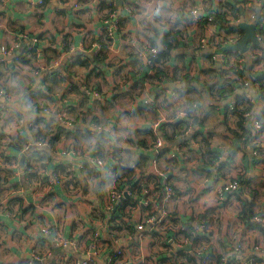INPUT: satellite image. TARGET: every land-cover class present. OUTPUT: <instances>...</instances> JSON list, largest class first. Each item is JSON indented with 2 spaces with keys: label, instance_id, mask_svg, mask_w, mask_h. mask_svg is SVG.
Listing matches in <instances>:
<instances>
[{
  "label": "crops",
  "instance_id": "crops-1",
  "mask_svg": "<svg viewBox=\"0 0 264 264\" xmlns=\"http://www.w3.org/2000/svg\"><path fill=\"white\" fill-rule=\"evenodd\" d=\"M75 1L79 3L76 10L71 0H45L42 4L38 0L35 4L32 0H0V47L18 44L9 55L0 53L3 56L0 78L9 70L14 69V74H19L25 66L32 67L42 76L35 88L29 89L37 101L47 98L45 89L50 93L58 85L66 89L69 83L81 88L95 87L99 91L98 85H107L109 77L116 83L131 76L134 81L138 80L140 92H143L159 90L166 82L183 79L189 92L197 97L206 95L208 106L195 125L189 124L179 130L168 129L165 135H179V141L166 145L159 150L160 154L148 155L147 164L143 160L140 162L138 174L127 180L117 177V191L123 196L113 203L111 211H108L110 197L96 209L87 206V202L81 203L87 177L95 174L89 162H79L80 175L75 176L72 165L57 155L58 141H49L51 155L36 150V141H31L33 147L21 154L22 146L31 138L26 140L19 135L7 137L0 134V210L8 213L7 218L0 219L2 264H77L76 260L86 259L95 231H99L102 249L99 264H104L107 254L118 249L124 251L121 264H201L197 250L203 245L212 249V260L221 257L220 264H264V221L254 219L259 216L264 220V139H261L264 127L256 133L249 130L244 133L237 129L234 112L235 105L242 98L248 100L250 93L245 86L259 91L260 98L264 99V57L260 53L264 44L250 45L244 53L232 51L217 55L212 52L223 46L218 43L238 41L244 34L238 24L245 21L256 23L259 20L256 30L264 42V0H199V4L197 0H179L181 11L202 7L203 13L198 18L178 21L179 26H173L166 34L163 42L166 51L158 54L157 63L150 60L147 67L135 63L129 66L134 57L132 41L139 39V34L130 30L132 18L124 14V9L130 8L133 0ZM113 10L118 12L121 23L119 31L110 39L102 18ZM251 15L255 16L253 20ZM201 38L212 41L211 45L200 48ZM96 43L104 45L99 55L96 48L93 49ZM113 43L115 51L112 50ZM73 46L85 51H77L59 67H52L61 50L69 51ZM40 57L45 61L42 64L38 60ZM33 61L37 64L34 65ZM121 64L126 65L123 72L119 71ZM81 72L83 77L74 79ZM147 76L154 79L145 81ZM251 95L255 100L256 96ZM225 114L227 119L222 120ZM260 116L264 120V109L257 117L259 121ZM74 118L89 119L86 111L78 110L68 115L60 113L56 127ZM50 119L57 121L58 116L53 115ZM188 128L192 131L185 136ZM65 137H60L59 142ZM141 139L152 146L153 138ZM6 140L11 142L5 143ZM223 147L231 150L224 153L221 151ZM116 159L114 167L119 164L118 155ZM186 160L195 165L191 171L196 174L197 185L202 180L212 179L213 187L223 182L222 187L237 179L240 187L234 193L225 191L220 195L218 191L205 205H199L195 200L181 204L177 189L181 177L174 170L179 167L183 171ZM153 163L157 165L156 170L150 167ZM160 165L169 169L166 175L161 174L164 170ZM13 166L20 169L19 179H16ZM39 166L51 171L55 182L40 177ZM164 176L176 191V196L166 207L167 222L153 230L146 226L145 235L148 236L140 239L141 233L136 226L146 215V210L137 197L142 187L150 182L158 183ZM68 177L73 179L67 180ZM56 184L60 187H55ZM48 187L54 189L53 195L61 201L55 205L54 210H58L55 224L46 214L37 215L34 209L24 213L25 204L36 203L34 197ZM21 191L24 197L6 200L12 192ZM128 192L131 195H127ZM47 199L49 196L45 191L44 199L39 203L43 205ZM13 220H27V228H35V223L47 226L49 235L37 236L33 240L27 235V229L15 228L11 223ZM4 237L8 239L4 240ZM185 237L192 241L191 250L182 248ZM21 239L30 249L22 257L12 246L14 242L22 247ZM60 239L74 240L79 243V248L75 252L72 247L65 248ZM9 253L16 259H5ZM69 255L73 259L68 260Z\"/></svg>",
  "mask_w": 264,
  "mask_h": 264
},
{
  "label": "clouds",
  "instance_id": "clouds-1",
  "mask_svg": "<svg viewBox=\"0 0 264 264\" xmlns=\"http://www.w3.org/2000/svg\"><path fill=\"white\" fill-rule=\"evenodd\" d=\"M32 2L35 4L37 0H32ZM71 3H75V0H71ZM202 13V7L181 11L179 0H133L131 7L124 9V14L132 18V23L129 25L130 30L134 34H139V39L132 41L134 57L129 61V66L135 63L137 66L147 67L151 57L166 51L163 43L167 38L166 34L173 26H179L178 21L183 22L182 18H198ZM97 47L98 45H93V49ZM112 50H116L115 43L112 45ZM77 51L84 52L85 50L77 46H73L69 51L61 50L59 58L52 64V67H59L63 61ZM38 60L41 64L45 62L43 57ZM32 63L35 65L37 61ZM125 68L126 65L121 64L119 71L123 72ZM14 72V69L9 70L3 78H0V134L7 137L19 135L26 140L31 138L28 144L22 146L21 154L33 147L31 141H36L34 145L36 150L45 151L51 155L49 141H58L57 155L72 165L75 176L80 175L79 162H89L95 174L87 177L86 187L81 192L83 196L81 203L87 202V206L93 209L98 208L118 190L117 177L127 180L129 176L138 174L140 162L143 160L147 164L148 155L160 154L159 150L165 148L166 145L179 141V135L176 137L165 135L168 129L179 130L185 125H195L196 121L202 118L208 106L206 95L197 97L189 92L183 79L166 82L159 90L140 92L141 84L138 80L134 81L131 76L123 81L117 80L116 83H113L112 78L109 77L107 85L103 83L98 85L99 91L95 87L81 88L71 83L66 89L58 85L50 93L45 89L47 98L37 101L33 99L29 89L35 88L42 78L41 73L28 66H25L19 74H14ZM83 75L84 73L81 72L74 79L80 80ZM149 79H154V77H145V81ZM245 87L250 93L248 99H252L251 94H254L256 99L252 100L250 109L245 114L244 128L256 133L264 127V123L257 120L264 109V99L260 98L259 91ZM176 89L180 91L177 92ZM101 104L102 108H100ZM97 109H99L98 112ZM78 110L86 111L89 119L74 118L61 123L59 128L56 127L60 113L68 115ZM94 114L95 118H93ZM53 115L58 116L57 121H51L50 118ZM226 119L227 114L222 117V120ZM191 131L192 129L188 128L185 136ZM65 133H67L66 137ZM208 134L211 135V133ZM60 137H65L62 142H59ZM144 137L153 138L151 147L148 146L147 140L141 139ZM261 139H264V135ZM10 142L11 140L5 141V143ZM230 150L228 147L221 149L224 153ZM194 154L191 153V155ZM117 155L119 164L114 167L117 165ZM150 167L152 170L157 169L154 163ZM160 167L164 170L161 174L166 175L169 169L165 165H160ZM194 167L191 160H186L183 171L179 167L174 170L181 177V182L177 185L179 200L181 204H189L195 200L197 204L205 205L217 195L223 182L213 187V180L207 179L200 181L197 185L196 174L191 171ZM12 170L16 172V179H19V167L13 166ZM38 174L42 178L55 182L54 174L43 166L38 167ZM72 179L73 177L67 178V180ZM35 187L36 185H33V188ZM55 187H60V185L56 184ZM45 191L49 199L41 205L39 201L44 199ZM53 192L54 189L48 187L37 193L34 197L36 203L31 205L26 203L24 213L27 214L34 209L37 215L44 213L55 224L58 217V210H54L55 205L61 201L53 195ZM24 195L23 191L12 192L6 200L24 197ZM7 217L8 213L0 210V219ZM17 220L11 222L13 226L27 229V235L33 240L37 236L47 237L49 235L47 226L41 227L39 223H35V228H27V220L19 222ZM10 235L11 232H9ZM3 239L7 240L8 237ZM21 245L23 246L15 245L13 242L12 246L17 248L22 257L28 254L30 249L23 239H21ZM67 246L65 244V247ZM0 251L3 250L0 249ZM86 255H92V252L89 251ZM5 259H16V257L9 253Z\"/></svg>",
  "mask_w": 264,
  "mask_h": 264
},
{
  "label": "built area",
  "instance_id": "built-area-1",
  "mask_svg": "<svg viewBox=\"0 0 264 264\" xmlns=\"http://www.w3.org/2000/svg\"><path fill=\"white\" fill-rule=\"evenodd\" d=\"M45 0H38L39 4L44 3ZM66 1V0H65ZM69 2V0H67ZM74 9L79 8V3L75 1L73 4ZM255 18L254 15L250 16V19L253 20ZM104 29L107 33V37L112 39L114 38V35L117 31H119V26L121 23V17L119 16L118 12L108 11L106 16L102 18ZM257 37L260 41V44H264L263 39L259 36V33H257ZM212 41H210L207 38H201L200 39V48L206 49L209 45H211ZM229 43H234L233 40L229 41ZM219 45H225V43H218ZM95 45H98V47L95 49L96 54H100L104 48V45L101 43H96ZM18 47V44L12 46V47H6L1 46L0 47V53L4 55H9L15 51V49ZM261 55L264 57V46L261 49ZM159 55L155 57H151L150 60L152 63H157ZM259 121V120H258ZM68 121H64L66 123ZM186 126V125H185ZM188 130V129H187ZM229 185H232V187H229ZM240 187V182L237 179L231 180L224 184L221 189L219 190L220 195H222L225 191H229L231 193H234L238 190ZM140 191V190H139ZM127 195H131V192H128ZM122 194H120L118 191H115L112 195H110L111 199V205L108 207V211H111L113 203L118 199L122 198ZM176 196V191L169 181V179L164 176V178L155 184H152V182L146 184L144 187L141 188L140 195L137 197L139 204L146 210V215L143 217V219L137 223V229L140 231L141 235H139L140 239L146 238L145 235V229L146 226L150 227V230H153L154 227H160L161 225H164L167 222V204L170 200H172ZM254 219L258 222L264 221L259 216H255ZM149 221H151L149 223ZM62 243V246L65 247V244L68 246L65 248H74V252L76 249L79 248V243H77L74 240H67V239H60L59 240ZM192 241H190L189 237H185L184 241L182 242V246L185 247L186 244L189 245ZM185 245V246H184ZM182 247V248H183ZM92 252V255H86V259L84 260H76L77 264H99L98 258L101 255L102 249L100 246V234L99 231H95L93 235V243L89 245L87 252ZM198 255L201 258V264H211L212 258H213V252L212 249L209 246L203 245L197 250ZM124 255V251L122 249H118L112 253L107 254L105 258L104 264H121L122 258ZM68 260L73 259L72 256L67 257ZM186 264V263H183Z\"/></svg>",
  "mask_w": 264,
  "mask_h": 264
},
{
  "label": "water",
  "instance_id": "water-1",
  "mask_svg": "<svg viewBox=\"0 0 264 264\" xmlns=\"http://www.w3.org/2000/svg\"><path fill=\"white\" fill-rule=\"evenodd\" d=\"M259 20H256V23H248V22H241L238 24L240 28L244 31V34L240 37V39L234 43H227L216 50H213L212 52L217 55H222L227 52H240L244 53L250 49V45H260V41L257 37V23ZM3 56L0 55V59ZM116 210V209H115ZM184 250H191L192 245L189 244L185 247H183Z\"/></svg>",
  "mask_w": 264,
  "mask_h": 264
},
{
  "label": "trees",
  "instance_id": "trees-1",
  "mask_svg": "<svg viewBox=\"0 0 264 264\" xmlns=\"http://www.w3.org/2000/svg\"><path fill=\"white\" fill-rule=\"evenodd\" d=\"M236 30V28H234V31ZM240 33H242L241 29H238ZM243 34V33H242ZM241 37V36H240ZM243 99V98H242ZM240 100L239 104L235 105L234 108V112L237 115V121H236V126L238 130H242L244 133H247V129L244 128V117L246 112L250 109L251 103H252V99H248V100ZM260 121L263 123V116H260ZM238 130H236V132H238ZM125 204H127L125 202ZM221 261V257H216L214 258V260H212L211 264H220Z\"/></svg>",
  "mask_w": 264,
  "mask_h": 264
}]
</instances>
